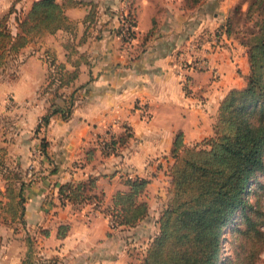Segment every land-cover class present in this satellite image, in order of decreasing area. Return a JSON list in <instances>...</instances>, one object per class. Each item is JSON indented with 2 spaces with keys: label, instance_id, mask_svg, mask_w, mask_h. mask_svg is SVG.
Listing matches in <instances>:
<instances>
[{
  "label": "crops",
  "instance_id": "1",
  "mask_svg": "<svg viewBox=\"0 0 264 264\" xmlns=\"http://www.w3.org/2000/svg\"><path fill=\"white\" fill-rule=\"evenodd\" d=\"M33 1L0 0V19L14 5L17 11L9 21L16 31L17 13ZM84 1L97 3L95 22L85 21L90 4L69 5L66 12L78 23L75 32L45 33L1 69L0 145L8 148L7 163L21 168L26 177L32 144L39 147L38 140L45 138L48 154L40 161L53 167L24 188L23 221L4 220L0 206V264H22L30 250L29 237L32 264H142L156 234L152 201L168 182L176 134L183 132L187 144L210 136L221 101L230 89L246 85L251 70L247 47L237 34L227 33L225 25L236 7L247 9L249 0H202L193 7L186 0H133L137 35L128 45L115 30V11L123 9L124 1ZM45 36L58 40L40 44ZM197 37L202 45L191 53L205 59L208 67L183 69V51ZM47 50L67 69L78 66L77 78L63 89H76L77 101L69 118L54 115L34 136L49 104L41 93L49 72ZM125 125L133 131L127 146L119 154L104 156L99 135L121 133ZM3 175L0 172V190L5 191ZM90 175L97 176L94 192L105 193L101 210L94 211L91 203L79 206L60 200L62 183ZM137 175L150 179L142 195L149 213L136 225L112 228L103 208L112 205L119 189L127 188L126 176ZM8 200L0 193V202ZM63 223L70 228L60 237Z\"/></svg>",
  "mask_w": 264,
  "mask_h": 264
},
{
  "label": "trees",
  "instance_id": "2",
  "mask_svg": "<svg viewBox=\"0 0 264 264\" xmlns=\"http://www.w3.org/2000/svg\"><path fill=\"white\" fill-rule=\"evenodd\" d=\"M201 1L186 0V3L193 7ZM87 3L91 9L85 21L93 23L97 19V3L94 1L34 0L29 9L17 13L16 31H13L9 18L17 10L11 6L0 19V74L22 48L45 33H55L59 29L75 32L78 23L67 14L66 7ZM131 7L128 18L137 25L133 0ZM235 10L246 14L255 25L248 39L237 34L247 47L250 60L246 85L230 89L223 98L211 136L189 145L184 141L183 132L176 134L171 149L174 161L169 171L170 198L158 219L159 231L149 243L142 264H258L264 252V182H260L256 189L255 202L248 197L251 182L264 173V0H249L245 11L241 6ZM115 12L119 21L120 10ZM232 21V17L228 19L226 30L236 34ZM115 30L121 33L119 25ZM128 32L137 35V30ZM122 40L125 43L124 37ZM45 59L49 72L41 93L47 96L49 104L40 117L37 133L56 114L69 118L77 101L76 89L69 93L63 89L77 78L78 66L74 70L67 69L50 50L45 52ZM100 137L99 148L104 156H110L121 153L133 137V131L125 125L121 133L113 132L101 140ZM47 148L48 141L41 138L44 154H48ZM93 153L94 149L88 151L89 159ZM7 154L8 148L0 145V172L7 179L6 190H0V193L9 198L5 203L0 202L6 212H2V217L9 222L17 217L23 221L25 173L7 163ZM96 180L97 176L90 175L62 183L60 200L74 205L94 202L102 206L105 193L94 192ZM149 182V178L138 175L124 178L127 188L119 189L112 205L103 208L113 217L116 228L136 225L148 215L149 203L142 195ZM237 218L241 219L235 226L237 259L221 262L224 230ZM69 228V224H61L59 236L64 237ZM32 243L29 237L30 250L22 264L33 262Z\"/></svg>",
  "mask_w": 264,
  "mask_h": 264
},
{
  "label": "rangeland",
  "instance_id": "3",
  "mask_svg": "<svg viewBox=\"0 0 264 264\" xmlns=\"http://www.w3.org/2000/svg\"><path fill=\"white\" fill-rule=\"evenodd\" d=\"M249 3V1H248ZM233 28L236 32V34L241 35V37L245 36V40L249 38V36L251 35L250 32L252 31V29H255V25H254V20H251L248 18V16L246 14H240L238 12H236L235 14H233ZM61 37V36H60ZM59 37V39H60ZM248 37V38H247ZM53 39H57L58 37L55 38L53 36H45L40 38L39 43L40 44H46L47 42L53 41ZM126 45H128L127 43H125ZM9 102H11V100H9ZM213 131H214V126H213ZM112 133V132H111ZM111 133L105 132L103 135H101L100 140L103 139V137H109ZM37 132L34 133V136H36ZM213 134V133H212ZM211 134V135H212ZM210 135V136H211ZM10 134L7 136L9 137ZM3 136L1 135L0 138H2ZM209 137V136H208ZM205 139V138H204ZM204 139H202L201 141H198V143L202 142ZM38 143H41V139L38 140ZM97 142H99V137L97 139ZM197 143V142H195ZM193 143V144H195ZM2 144V143H1ZM193 144H189V145H193ZM32 148H31V161L27 164L26 167V177H25V182L27 183L26 185H28L29 183H32L33 181L37 180L38 178L42 177L44 174H46V170H49L50 168L52 169V167L48 165H43L42 162L40 161V157L42 155H44V153L41 150V144L39 145V147L36 146V143L32 144ZM169 161V160H168ZM174 161V159H173ZM173 163V162H172ZM172 164H170V166H168V171H170V167ZM32 170V176H30L29 174V170ZM168 182L165 184L164 189L162 188V193L157 192L155 195V199L152 201L153 205H151L152 207V221H153V225H156V228L154 230L155 233H157L159 231V223H158V219L161 215L162 210L166 207V205L168 204L169 198H170V193H169V187L171 185V176L168 172V178H167ZM264 182V173L262 172L259 177L255 180H253L250 184V192H249V199L251 201H256L257 199V193H256V189L258 188V185L260 182ZM160 191V190H158ZM241 219L237 218V221H234L232 223H230L224 230V239H223V250H222V254H221V262H226L227 259H233L236 260L237 259V232L235 230V226L238 224H240ZM110 223V222H109ZM258 264H264V252L261 253L259 259H258Z\"/></svg>",
  "mask_w": 264,
  "mask_h": 264
},
{
  "label": "built area",
  "instance_id": "4",
  "mask_svg": "<svg viewBox=\"0 0 264 264\" xmlns=\"http://www.w3.org/2000/svg\"><path fill=\"white\" fill-rule=\"evenodd\" d=\"M124 1V5H123V9L120 10V14H119V21H118V25L121 28V33L119 34L121 37L125 38V43L127 44H131L134 39L136 38V36L131 35L129 31H133V30H137L135 24H133V22L130 21V19L128 18V14L129 11H131V2L132 0H123ZM202 39L200 38H194L190 41V43H188V47L186 50L183 51V55L181 56V60H180V65L183 69H187V70H191V69H195L198 67L201 68H205L208 67L207 65V61L205 59H199V58H195L193 57L191 51H196L198 47H200L202 45ZM191 54V55H190ZM187 73H183V79L182 80H186ZM186 85V82L184 83ZM144 111H145V115L147 117H149V109L147 107H144ZM32 170H29V174L30 176H32ZM86 204H90V203H81L78 204L79 206H83ZM94 205V211L97 210H101L102 206L101 205H97L96 203H91ZM109 222L112 228H116L115 227V222L114 219L111 215H109Z\"/></svg>",
  "mask_w": 264,
  "mask_h": 264
}]
</instances>
